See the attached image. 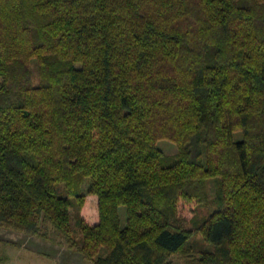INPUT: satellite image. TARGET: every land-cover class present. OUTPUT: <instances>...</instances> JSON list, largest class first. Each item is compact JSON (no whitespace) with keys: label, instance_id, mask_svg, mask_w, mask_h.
I'll list each match as a JSON object with an SVG mask.
<instances>
[{"label":"trees","instance_id":"obj_1","mask_svg":"<svg viewBox=\"0 0 264 264\" xmlns=\"http://www.w3.org/2000/svg\"><path fill=\"white\" fill-rule=\"evenodd\" d=\"M202 207L187 264H264V0H0V227L172 264Z\"/></svg>","mask_w":264,"mask_h":264},{"label":"rangeland","instance_id":"obj_2","mask_svg":"<svg viewBox=\"0 0 264 264\" xmlns=\"http://www.w3.org/2000/svg\"><path fill=\"white\" fill-rule=\"evenodd\" d=\"M35 78L37 79L36 75ZM158 146L162 148L164 154L169 158H173L177 152L175 143L168 139L159 140ZM88 183L89 181L86 180L83 184L82 188L84 191L87 190ZM208 189L210 197L215 198V178L208 179ZM60 192L65 193L63 190ZM89 199L91 206L94 205L96 196L90 195ZM213 210L214 207H210V209L202 207L195 217L197 224H194L191 220L187 223V227L194 229L193 231L195 232L191 235L184 248L172 255V264H187L189 261L187 259L190 258V256H186L188 253L195 252L197 254L200 250L215 249L214 244L206 241L203 233L200 232V228H198V225L206 215ZM119 211L121 224L125 226L127 221L126 206H120ZM70 216L73 228L76 229L75 207H70ZM191 217L188 219H191ZM43 232L47 234V237L0 227V264H92L84 259L83 253L67 244V238L54 231L51 222L43 224L41 233ZM99 254H104V248L100 250Z\"/></svg>","mask_w":264,"mask_h":264}]
</instances>
